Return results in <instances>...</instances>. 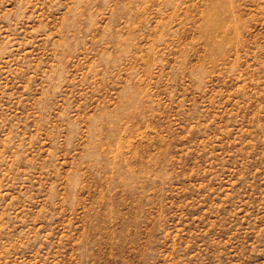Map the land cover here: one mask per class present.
I'll return each instance as SVG.
<instances>
[{"label":"rangeland","instance_id":"374dc122","mask_svg":"<svg viewBox=\"0 0 264 264\" xmlns=\"http://www.w3.org/2000/svg\"><path fill=\"white\" fill-rule=\"evenodd\" d=\"M0 264H264V0H0Z\"/></svg>","mask_w":264,"mask_h":264}]
</instances>
